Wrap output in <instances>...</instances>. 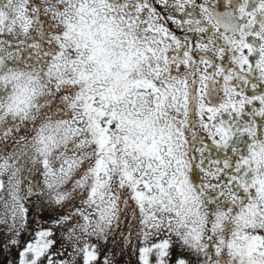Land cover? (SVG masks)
I'll return each instance as SVG.
<instances>
[{"label": "snow or ice", "instance_id": "obj_1", "mask_svg": "<svg viewBox=\"0 0 264 264\" xmlns=\"http://www.w3.org/2000/svg\"><path fill=\"white\" fill-rule=\"evenodd\" d=\"M0 264H264V0H0Z\"/></svg>", "mask_w": 264, "mask_h": 264}]
</instances>
